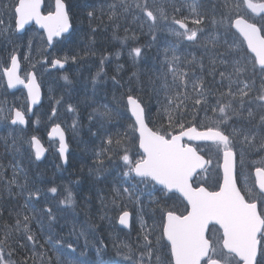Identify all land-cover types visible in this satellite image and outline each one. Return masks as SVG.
Returning <instances> with one entry per match:
<instances>
[{
	"label": "snow or ice",
	"instance_id": "6c2138e0",
	"mask_svg": "<svg viewBox=\"0 0 264 264\" xmlns=\"http://www.w3.org/2000/svg\"><path fill=\"white\" fill-rule=\"evenodd\" d=\"M42 7L43 0H17L16 5L0 0V11L10 9L14 21V25H5L0 16V35L23 32L34 21L45 30L47 47L67 43L75 31L68 5L55 0L54 10L47 15L42 14ZM189 7L195 13L192 18L172 17V23L183 31L172 29L178 42L165 48L161 66L147 73L146 80L138 71L124 83L111 77L113 87L122 89L113 99L134 119L125 131L112 132L105 125L125 113L107 105L94 109L99 128L89 131L98 144L93 151L95 167L89 171L96 180H102L101 173L109 168L106 162H111L117 164L118 176L124 178L119 186L114 181L107 195H100L98 190L102 209L117 206V201L141 205L136 222L142 242L138 238L136 248L127 242L113 245L117 256L130 264H264V0H209V6L199 13L195 0ZM174 11L180 12V7L174 6ZM105 15L116 29L131 15L141 28L146 25L149 33H155L160 22L168 19L163 7L154 9L149 0H106L99 9L87 12L90 22L93 18L102 21ZM189 23L205 28L211 25L214 30L198 38L204 29L189 27ZM124 31V40L137 39L134 32L127 35V26ZM151 39L156 36L152 34ZM180 41L203 48V54L199 58L191 53L178 54ZM28 47L31 49V41ZM142 51L137 46L128 52L134 68L143 59ZM77 59L78 54L64 55L51 64L63 69ZM106 59L101 57V66ZM9 63L0 69L7 77V86L23 85L31 104H38L40 86L35 73L25 70L21 75V57L15 51L9 55ZM122 67L117 66V73ZM102 71L101 67L96 78ZM63 78L68 81L67 75ZM151 100L155 101V111ZM67 110L75 112L71 104ZM56 116L53 107L48 136L58 140L59 154L67 164L68 146L64 129L52 119ZM0 119L24 127L29 123L26 111L15 109L5 112L0 108ZM72 127H76L75 122ZM0 139L13 159L21 155L24 143L30 160L40 161L48 151L34 135L27 140L13 138L10 143ZM252 155L260 158L249 161ZM6 167L11 168L10 178L4 175ZM213 175L215 187H209L207 181ZM144 190L149 197L153 192L161 194L148 201L153 213L151 227L143 219ZM47 191L56 194L57 187ZM61 196L60 203L75 213L72 191L64 188ZM21 197L23 204L18 202ZM42 197L44 190L30 180L18 161L7 166L0 162V264H93L86 259L89 247L95 248V264H106L101 255L106 246L91 218L83 224L73 223L69 232L77 240L83 239L78 251L56 232L57 215L48 206L47 197L41 201ZM90 199L85 197V207ZM173 199L180 200L183 210L174 203L168 205ZM121 211L119 224L131 229L130 212ZM99 218L111 222L105 215ZM33 222L40 235L32 230Z\"/></svg>",
	"mask_w": 264,
	"mask_h": 264
},
{
	"label": "trees",
	"instance_id": "16d2710c",
	"mask_svg": "<svg viewBox=\"0 0 264 264\" xmlns=\"http://www.w3.org/2000/svg\"><path fill=\"white\" fill-rule=\"evenodd\" d=\"M16 1L17 0H4L5 3H10L11 5H15ZM64 1L68 5L69 14L75 31L67 43L54 45L55 51L52 50L51 57L62 58L64 55L72 56L78 54V59L75 63L69 61L63 73L46 72L44 66L40 62L46 56L44 50L45 43L41 35L34 29H30L21 37L16 35L14 31H9L1 35L0 69L6 64L9 55L15 51L18 52L21 57L24 71L31 68L37 72L44 91L45 100L41 108L45 110L46 118L43 117V115L40 116L41 113L39 114V112H41V109H39L37 111L38 113L36 112L35 116L29 120L28 127L25 131H21L20 128H12L6 123V119H0V137L6 138L9 143L13 138L23 137L24 140H27L33 135H37L44 139L49 126L48 118L50 109L54 107L59 109V113L67 112V120L70 125L66 130L71 145L68 165L66 168H62L57 155L51 153L41 163H36L34 159L30 160L27 151L28 145L26 143H24L21 148V155L13 159L11 151L5 150L3 139H0V162L7 166L9 164H15L18 161L28 173V176L38 177L40 180V188L44 190V195H46L49 201V207H51V204L57 206L55 202L57 203V201L60 200V195L52 197L51 192L47 191L48 188L52 186L57 187V194H60L64 188L70 189L76 201L75 209L89 215L91 218L90 222L96 225L95 232L106 246L101 253L106 264H128L122 260L123 258L121 256H117V248H114L113 245L116 244L118 247L121 243L127 242L134 248V240H132V237L137 236L140 242H142L141 230H137V234L133 229L131 232H125L116 225V218L121 208L134 205L135 203L117 201V206H113L112 208L115 217L111 222H107L105 219L101 220L94 215L93 208H91L92 206H95L97 209L102 208L100 200L98 199V190L100 195H107L113 186V182L115 181L116 186H119L124 178L118 176V166L111 162H106L109 164V168L105 173H101L104 179L98 181L95 179L94 174H90L89 170L95 167L93 151L96 149L98 141L96 137L91 135L89 129H91L92 132H96L99 128V117L94 113V109L100 108L102 105H107V107L113 109V111L119 110L121 113H125V109L122 105H118L113 99L114 95L118 97L121 94L122 89L113 87L111 77L116 76L121 83H124L133 71H138L141 78L146 80L147 73H152L159 68L164 59L165 48H168L170 45H175L179 40L178 37L172 35V17L175 16L178 19L183 17L192 18L195 13L192 12L189 5L193 3V0H149V3L153 5L154 9L163 7V11L168 16L167 20L160 22V27L155 33H149L146 25L141 28L139 22H134L131 15H129L126 20L122 19L120 21V27L123 34L120 41L126 35L124 31L125 26L129 29L127 35L131 36L134 32L137 39L124 40L125 48L122 52H118L119 58H117L116 53L113 65L104 62L103 68L105 72L103 71L99 78H96L97 72L100 71L99 56L97 52H92L94 45L92 41L94 37L98 39L97 42L105 39L104 35H106V30L109 28L114 29V27L106 15L103 17L102 21L93 18L90 22L87 12L93 9H99L105 4L106 0ZM45 2L46 7L50 8L52 0H45ZM201 2L202 0H195L196 13L204 10ZM205 2L209 5V0H205ZM174 6L180 7V12H175ZM154 14L159 15L158 12H154ZM0 16H2L5 25L13 24L12 12L10 9L7 11H0ZM96 16H100L99 11L96 12ZM166 22L168 25H166ZM205 23H207V21ZM189 26L204 29L203 33L198 34V38L205 33L211 34L214 30L211 25L205 28L204 25L195 26L189 23ZM105 27L108 28L105 29ZM93 28L96 29L95 32L92 31ZM152 34L156 36L154 41L151 39ZM29 41H31V49L28 47ZM116 44L118 43L116 42ZM116 44L107 43L109 46H114ZM86 45L89 46V49L86 48ZM190 45L191 42L180 41L178 54L187 55L191 53L192 55L197 54L199 57L203 54V48ZM137 46L143 49V59L134 68L128 52L132 47ZM145 52L147 55H144ZM25 56L28 57L27 60L23 59ZM91 58L96 59V65L93 69H87L89 68L87 64L91 61ZM27 64L31 65V67H28ZM76 65L78 66L73 67ZM118 65L123 66L119 73H117ZM76 70H79L81 75L76 74ZM65 75L68 76V81L64 80L63 77ZM82 76H84V79H78ZM94 79L96 80L95 85L93 84ZM16 97L21 99V101H19V103H21H15L14 106L19 108L25 107L24 93L18 91L13 95H9L0 77V108L4 109L8 104L11 105ZM57 100L60 101L59 104L56 103ZM150 103L152 110L155 111V101L151 100ZM68 104H71L75 108V112L67 110ZM43 112L44 111H42V114ZM37 118L40 119V127L36 126ZM74 122L76 124L75 128L72 127ZM128 124L129 121L125 113L118 120L112 121L105 126L112 132H123L126 130ZM4 175L9 178L11 177L10 167H6ZM52 178L55 179L53 182L47 181ZM86 196L91 198L89 202L91 203V207L88 208H86L84 204ZM57 197L59 198L57 199ZM43 199L44 197L41 198V201H43ZM150 199H155V197H148L147 200H141L142 205H144L143 213L147 217L146 222L149 227H151L153 222V213L149 210L150 206L148 204ZM23 201L24 199L22 197L18 198L19 204H23ZM62 205L65 206L64 204ZM168 205L171 206L172 203L168 202ZM66 209L68 208H62L58 213L53 209L54 214L57 215L55 229L66 242L73 243L74 246H77L79 251V248L83 247V239L77 240L76 235H69V232L71 231L73 223L83 224L85 221L82 216L77 218L74 213L68 214ZM5 215L7 214L5 213ZM31 227L33 231L37 232V235H40L37 225L34 222ZM96 246H100L98 242H96ZM120 251H123V249H120ZM86 259H89L95 264L97 261L95 248L89 247Z\"/></svg>",
	"mask_w": 264,
	"mask_h": 264
},
{
	"label": "bare ground",
	"instance_id": "6f19581e",
	"mask_svg": "<svg viewBox=\"0 0 264 264\" xmlns=\"http://www.w3.org/2000/svg\"><path fill=\"white\" fill-rule=\"evenodd\" d=\"M203 4V8L205 7H208L209 5L205 2V0L201 2ZM108 28V27H105V29ZM115 33V35H114ZM122 30H121V27L119 29H112V28H109L106 30V35H104L105 39L103 40H100L99 42L98 39H96L95 37L93 38V49H92V52H97L98 56H99V63H100V69L101 67L103 68V65L101 66V57H107V59L104 61L106 64H110V65H113V61H114V58L116 57V53L118 52H122V50L125 48V42H124V39L122 38V40L120 41V38L122 37ZM0 38H1V35H0ZM100 39V38H99ZM1 41V39H0ZM116 42L118 44H116ZM107 43H114L116 45L114 46H109L107 45ZM86 48L89 49V46L86 45ZM117 48V49H116ZM195 55L196 57H199V55L197 54H193ZM207 62V61H206ZM89 65V68L87 69H93L96 65V59L94 58H91V61L87 64ZM78 65L76 66H73V67H77ZM105 69L103 68V71ZM103 71L101 73H103ZM105 72V71H104ZM76 74L78 75H81L79 73V70H76L75 72ZM101 77V76H100ZM104 77V76H103ZM78 79H84V76L82 77H79ZM77 81V80H76ZM82 81V80H81ZM78 84V83H77ZM30 180L33 181L35 183V185L37 187L40 188V180L38 177H34V176H29ZM55 179L52 178L50 180H47L49 182H53ZM61 195V193H60ZM44 197H46V195H44ZM24 199V198H23ZM53 206V204H51V207ZM55 207V212L58 213L60 211L59 207L54 205ZM144 206V205H143ZM88 207H91V203L88 204ZM91 208H93V211H94V215H96L97 217H100L101 215H105L106 217H110L111 221L113 220V218L115 217V214L113 213L114 211L112 210L113 206H109L108 208H100V209H97L95 206H92ZM136 210H141V205L137 206V207H132V206H124V208H121L120 209V212H122L121 210H127L130 212L131 215H136ZM67 210V213L68 214H71V213H74L70 208L66 209ZM66 215V214H64ZM74 215L78 218H80L81 216L83 217L84 221L88 220L89 219V215L85 214L84 212L82 213L81 211H78L76 209ZM108 218H105V220L108 222L109 219L107 220ZM135 231L136 230H140V228H136L134 229ZM47 248V246H45ZM49 255H53L51 252H49Z\"/></svg>",
	"mask_w": 264,
	"mask_h": 264
},
{
	"label": "rangeland",
	"instance_id": "374dc122",
	"mask_svg": "<svg viewBox=\"0 0 264 264\" xmlns=\"http://www.w3.org/2000/svg\"><path fill=\"white\" fill-rule=\"evenodd\" d=\"M166 25H168L167 22H166ZM172 29H175V28H172ZM177 30H178V29H177ZM9 107H10V106L7 105V107L4 108L5 112H7V110H8ZM57 119H58L60 122H62V121H65L67 118H66V116H65L64 113H59V114L57 115ZM65 124L67 125V123H65ZM132 150L135 152V151H136L135 147H133ZM259 158H260V157L257 156V155H252V156H250L248 159H249V161H252V160L259 159ZM208 181L215 182V177H214V175H213L212 177H210ZM58 195H59V194H58ZM55 204H57V206L59 207V209H62V208H65V207H66V206H63V205L60 204V203H56V202H55ZM131 206H132V207H137V206H139V205L134 204V205H131ZM54 207H55V206L53 205L52 208L55 210ZM135 211H136V215H135V213H134L132 223H133V225H134V227H135V229H136V228L139 227V224L136 222V217H137V214L140 213V211H139V210H136V209H135ZM143 219H144V221L146 222L147 217H146V215H145L144 213H143ZM146 225H147V222H146ZM147 226H148V225H147ZM148 227H149V226H148ZM139 228H140V227H139ZM135 233L137 234V230L135 231ZM132 240H134V248H136V246H137V242H138V238H137V236H136V237H132Z\"/></svg>",
	"mask_w": 264,
	"mask_h": 264
},
{
	"label": "water",
	"instance_id": "95a60500",
	"mask_svg": "<svg viewBox=\"0 0 264 264\" xmlns=\"http://www.w3.org/2000/svg\"><path fill=\"white\" fill-rule=\"evenodd\" d=\"M41 11H42V9H41ZM47 15V14H46ZM32 24H34L35 26H36V28L39 30V31H43L44 33H45V37H46V32H45V30L44 29H42V28H40V26L38 25V24H36L34 21L33 22H30L29 24H27L26 26H25V29H26V27H29V26H31ZM25 29H24V31H25ZM23 31V32H24ZM23 32H18V33H23ZM50 48V47H49ZM52 69H61V68H59L58 66H56V67H54V66H52L51 67ZM5 77V81H6V85H7V77L6 76H4ZM8 87V86H7ZM24 88L25 90H26V92H27V96H28V90H27V88H25L23 85H17L15 88H9L8 87V90L10 91V92H13V91H15V90H17V89H19V88ZM28 100H29V104H30V114H32V110H33V108L35 107V106H37L38 104H36V105H32L31 104V100L28 98ZM40 101H41V94H40ZM131 114V113H130ZM133 118V117H132ZM134 119V118H133ZM24 127V126H23ZM48 138H49V136H48ZM68 151H69V148H68ZM62 162H63V164L64 165H66L65 163H64V161H63V159H62ZM120 225V224H119ZM120 227H123V228H125L124 226H122V225H120ZM125 229H128V228H125Z\"/></svg>",
	"mask_w": 264,
	"mask_h": 264
}]
</instances>
